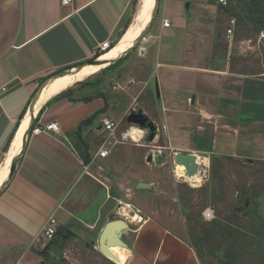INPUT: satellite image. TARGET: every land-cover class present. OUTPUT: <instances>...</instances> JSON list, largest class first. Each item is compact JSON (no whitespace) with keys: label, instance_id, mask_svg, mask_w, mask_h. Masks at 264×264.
<instances>
[{"label":"crops","instance_id":"obj_1","mask_svg":"<svg viewBox=\"0 0 264 264\" xmlns=\"http://www.w3.org/2000/svg\"><path fill=\"white\" fill-rule=\"evenodd\" d=\"M133 1L0 0V89L4 88L0 95V264H37L49 251L44 228L50 217L56 222V233L83 232L69 226L70 220L92 229L104 202L118 197L130 206L113 212L129 215L115 239L127 252L124 264H200L176 210L165 202L162 189L155 187L158 179L133 177L130 171L116 173L110 162L101 166L114 146L104 158L97 152L89 154L87 147L101 119L118 123L131 110L145 115L140 99L171 110L183 102V93L193 91L195 76L201 73H193L194 65L181 62L190 63L186 52H194V48L185 50L195 25L190 21L201 10L194 0L188 4L163 0L159 21L150 26L155 4L143 55L130 51L137 40L120 59L44 101L31 119L19 156L9 171L1 172L10 143L41 85L56 73L97 59L99 44L116 47L131 22ZM163 20L168 27H162ZM111 77L118 86L130 79L140 86L118 119L109 90L119 89L108 87ZM49 123L56 124V132L31 133ZM139 143L138 147L144 146ZM140 183L148 188H138ZM140 190L159 191V203L142 207L135 201L143 193Z\"/></svg>","mask_w":264,"mask_h":264},{"label":"rangeland","instance_id":"obj_2","mask_svg":"<svg viewBox=\"0 0 264 264\" xmlns=\"http://www.w3.org/2000/svg\"><path fill=\"white\" fill-rule=\"evenodd\" d=\"M183 1L188 4V0ZM195 1L201 4L197 5L201 10L190 21L195 24L193 36L188 37L185 47L187 51L194 48V52H186L190 63L181 62L194 65L193 73H201L195 76L193 91L183 93V102L171 110L157 109L151 99L139 100L156 127L151 142L145 132L143 147L129 139L122 144L116 142L120 132L135 126L126 122L127 114L135 111L131 110L119 119L114 137L95 132L88 151L93 155L101 146L107 150L114 146L101 166L110 162L116 173L130 171L133 177L158 179L155 187L162 189L165 202L176 210L200 264H264V25L250 16L248 0H226V6L215 0ZM138 2L133 1L131 22ZM162 5L163 0H156L150 26L159 21ZM232 17L236 18V26L227 37ZM148 32L149 28L142 35L148 36ZM136 47L130 51L136 52ZM152 54L150 48L147 58ZM133 83L130 79L118 86L111 77L108 87L121 90ZM139 87L133 84L123 91L109 90L117 119ZM147 92L151 94V88ZM177 153L207 158L205 167H199L201 183L190 185L177 176ZM147 154L161 155L165 161L148 164ZM140 191L143 193L135 201L142 207L150 209L159 203V191ZM117 201L122 208H130L125 199L118 197ZM206 210L213 216L211 220L205 219ZM113 212L105 220L129 218ZM98 240V236L90 237L75 229L63 230L37 264H116L96 249Z\"/></svg>","mask_w":264,"mask_h":264},{"label":"bare ground","instance_id":"obj_3","mask_svg":"<svg viewBox=\"0 0 264 264\" xmlns=\"http://www.w3.org/2000/svg\"><path fill=\"white\" fill-rule=\"evenodd\" d=\"M155 4L156 0H139L136 14L133 17L132 22L126 28L121 40L116 45V47L105 50L97 59L77 68L63 72L60 75H56L46 80L41 85L34 99L32 100L28 111L21 120L18 130L16 131L10 143L1 172L7 170L9 171V168H11L15 159L19 156L31 119L37 109L42 106L41 104L52 96H56V94L58 95V93L66 90L68 87L70 88V86H72L76 82L83 81L87 77L98 73L101 69L107 67L111 62L120 59L130 48H132V46L138 40L137 37L140 34L141 30H143L144 32L148 28V17L153 11ZM132 128L138 127L131 126L130 129ZM129 135L132 138V134ZM140 140L141 139L138 138V140H133V142L139 143L141 142ZM195 164L198 166V170L191 175H186L183 170V166L179 164L180 169L177 170V176H179L184 182H187L190 185L201 183L202 177L199 167H205V165L207 164V159L203 157H196L195 155ZM4 176L1 175V177ZM125 207L128 206L125 205ZM123 216H127L126 213H123ZM136 217L137 216H135V218ZM115 244H117L115 240L105 239L98 242V246H96V249L114 263L124 264L126 255L122 253Z\"/></svg>","mask_w":264,"mask_h":264},{"label":"water","instance_id":"obj_4","mask_svg":"<svg viewBox=\"0 0 264 264\" xmlns=\"http://www.w3.org/2000/svg\"><path fill=\"white\" fill-rule=\"evenodd\" d=\"M126 122L131 125H135L144 129L148 133V141H152L155 138V126L149 121V119L140 111L129 113L126 117ZM165 161V158L161 155L147 154L146 162L156 165H160ZM174 161L183 166V170L186 175L194 174L198 170V166L195 164V155L193 154H181L177 153L174 157ZM138 188H148L147 184L140 183ZM122 208L120 202L108 198L99 210V217L94 228H85L83 224L73 218L69 222V226H73L82 230L90 237H99L98 242L111 239L115 240L120 230L125 228V223L122 219L113 220L105 223L106 217L110 212L116 211Z\"/></svg>","mask_w":264,"mask_h":264},{"label":"built area","instance_id":"obj_5","mask_svg":"<svg viewBox=\"0 0 264 264\" xmlns=\"http://www.w3.org/2000/svg\"><path fill=\"white\" fill-rule=\"evenodd\" d=\"M215 2L221 6H226V4H227L226 0H215ZM63 3H65V1H63ZM162 26L168 27L169 26L168 21L163 20ZM235 26H236V18L232 17L229 20L228 28L226 31L227 37H230L232 35V32L234 31ZM261 37L264 38V33L261 34ZM147 38H148V36H144V35H141L138 38V41L136 43L137 44L136 49H137L138 55L144 54V52H145L144 44L146 43ZM109 48H110V45L108 44V42H104V43L99 44L97 50L99 53H102L105 50H108ZM3 91H4V88H1L0 89V95ZM105 121H107V123H105ZM118 126H119V123L113 122L107 118H103L100 120L98 126L95 128V131L97 134H104L105 137H111V136L114 137L115 133L118 129ZM130 128L127 129L125 132H120V138L116 142L124 143L127 139H129L134 144H140L138 142H133L130 135H128V136L124 135L125 133H128ZM41 132H56V124L55 123H49V124L44 125L42 127H39V126L34 127L31 131L32 134H38ZM142 140H143V138L140 141H142ZM97 154L100 158H104L108 155V150L104 146H101L98 149ZM55 225H56L55 220L52 217H50L47 221V225L44 228V235L48 240H51L55 236V233H56ZM15 264H22V263L16 262ZM23 264H27V263H23Z\"/></svg>","mask_w":264,"mask_h":264},{"label":"trees","instance_id":"obj_6","mask_svg":"<svg viewBox=\"0 0 264 264\" xmlns=\"http://www.w3.org/2000/svg\"><path fill=\"white\" fill-rule=\"evenodd\" d=\"M247 10L251 14L250 15L251 17H253L254 19H257V21L259 23H262V25H264V0H248ZM99 55H100V53L96 52L94 56H95V58H97V57H99ZM54 75H57V73L54 74ZM62 231L63 230L60 231V234H61ZM60 234L59 235L58 234H55L54 237H56L57 235L60 236ZM54 237H53V240H51L46 245L45 250L48 249V247L52 243V241H54L57 238V237L56 238H54ZM44 254H46V252Z\"/></svg>","mask_w":264,"mask_h":264},{"label":"clouds","instance_id":"obj_7","mask_svg":"<svg viewBox=\"0 0 264 264\" xmlns=\"http://www.w3.org/2000/svg\"><path fill=\"white\" fill-rule=\"evenodd\" d=\"M105 123H107V121H105ZM129 134H132L133 140H138V138L142 139L145 136V130L141 128H132L128 133H125L124 135L128 136ZM204 217L206 220H211L213 218V216L207 210L204 213Z\"/></svg>","mask_w":264,"mask_h":264}]
</instances>
